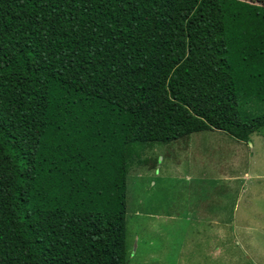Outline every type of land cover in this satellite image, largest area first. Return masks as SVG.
<instances>
[{
  "label": "trees",
  "instance_id": "obj_1",
  "mask_svg": "<svg viewBox=\"0 0 264 264\" xmlns=\"http://www.w3.org/2000/svg\"><path fill=\"white\" fill-rule=\"evenodd\" d=\"M0 0V264H128L138 149L264 135V0Z\"/></svg>",
  "mask_w": 264,
  "mask_h": 264
},
{
  "label": "rangeland",
  "instance_id": "obj_2",
  "mask_svg": "<svg viewBox=\"0 0 264 264\" xmlns=\"http://www.w3.org/2000/svg\"><path fill=\"white\" fill-rule=\"evenodd\" d=\"M208 200L226 217L237 209L221 242L187 220ZM126 206L128 264H264V135L244 143L213 130L138 149Z\"/></svg>",
  "mask_w": 264,
  "mask_h": 264
},
{
  "label": "crops",
  "instance_id": "obj_3",
  "mask_svg": "<svg viewBox=\"0 0 264 264\" xmlns=\"http://www.w3.org/2000/svg\"><path fill=\"white\" fill-rule=\"evenodd\" d=\"M218 204V201L212 200L210 202L208 200L205 205L197 207L188 213L189 217L187 220L195 218L191 223L195 222L198 224L199 227L197 228L200 231L199 235H201L200 237L202 241L208 237L209 239L213 238L215 240L213 243L221 242V239L226 237L225 231L236 229L235 226L237 225V219L235 212L237 209H234L232 214L229 217H226L222 214V209ZM211 206L212 208H210ZM173 218L174 217L171 216V219Z\"/></svg>",
  "mask_w": 264,
  "mask_h": 264
}]
</instances>
